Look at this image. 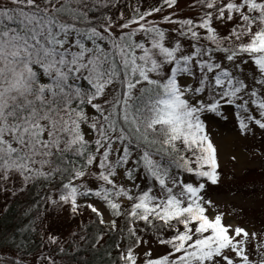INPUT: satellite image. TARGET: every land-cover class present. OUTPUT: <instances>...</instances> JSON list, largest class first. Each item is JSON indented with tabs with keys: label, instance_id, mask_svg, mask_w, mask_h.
I'll return each mask as SVG.
<instances>
[{
	"label": "snow or ice",
	"instance_id": "1",
	"mask_svg": "<svg viewBox=\"0 0 264 264\" xmlns=\"http://www.w3.org/2000/svg\"><path fill=\"white\" fill-rule=\"evenodd\" d=\"M120 4L0 0V194L40 186L41 224L90 210L126 231L121 264H264V227L207 195L222 181L208 125L264 132V0H189L192 17ZM146 234L164 250L138 252Z\"/></svg>",
	"mask_w": 264,
	"mask_h": 264
},
{
	"label": "rangeland",
	"instance_id": "2",
	"mask_svg": "<svg viewBox=\"0 0 264 264\" xmlns=\"http://www.w3.org/2000/svg\"><path fill=\"white\" fill-rule=\"evenodd\" d=\"M156 3L157 0H147V3H144V0H122V4L117 7L127 15L135 6H141L143 10ZM188 5L189 0H179L177 16H194L195 13ZM208 132L218 149L222 181L219 187L210 186L207 195L217 203L220 211L233 213L242 207L244 215L237 216L235 221L240 226L257 229L264 227V132L257 129L254 134L242 136L231 115L227 120L217 118L216 122L210 123ZM15 196L11 193L0 194V211L9 201L14 200ZM46 211L51 210L48 208L43 210L36 222L37 238H41V246L28 261L30 264H49L50 257L55 260V264H63L66 260L65 250L67 248L73 250L84 241L80 236H84L85 223L92 218V213L84 209L79 216H73L69 211H65L59 216H48L46 222L41 224L40 217L45 215ZM105 219H108L107 213ZM118 225L121 227L119 221ZM50 235L58 238L59 245L49 241ZM145 239L149 240V243L137 249L138 252L151 248L155 255L164 250L156 245L151 234H146ZM123 243L130 241L126 238L123 239ZM60 247L64 248L63 252L59 250ZM8 252L14 253L9 248L0 249V253Z\"/></svg>",
	"mask_w": 264,
	"mask_h": 264
},
{
	"label": "trees",
	"instance_id": "3",
	"mask_svg": "<svg viewBox=\"0 0 264 264\" xmlns=\"http://www.w3.org/2000/svg\"><path fill=\"white\" fill-rule=\"evenodd\" d=\"M45 196L46 191L36 186L15 196L0 211V249L9 248L14 251L13 254L0 253V264H30L28 259L41 246V238H37L36 222L47 208L43 201ZM119 222L123 227V222ZM84 229V241L73 250H65L66 260L63 264H121L116 245L122 244L123 239L127 238L126 231H108L107 226L100 225L93 213ZM102 233L105 234L104 241L95 245V238Z\"/></svg>",
	"mask_w": 264,
	"mask_h": 264
}]
</instances>
